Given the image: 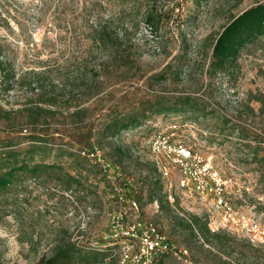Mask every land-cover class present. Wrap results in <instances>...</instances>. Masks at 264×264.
Instances as JSON below:
<instances>
[{
  "label": "rangeland",
  "instance_id": "374dc122",
  "mask_svg": "<svg viewBox=\"0 0 264 264\" xmlns=\"http://www.w3.org/2000/svg\"><path fill=\"white\" fill-rule=\"evenodd\" d=\"M259 2L264 0H0L3 57L15 74L9 90L0 86L4 110L25 105L29 81L45 64L69 67L97 12L104 19H119L121 12L120 22L133 23L134 47L129 62L98 76L90 92L101 88L100 94L79 90L82 106L98 108L96 116H102L156 93L191 92L203 110L156 114L104 143L93 137L90 146L69 138L66 113L48 116L37 133L54 139L46 163L56 167L0 193V264H35L70 244L98 250L102 260L96 264H121L122 224L136 219L188 251L186 260L165 256L162 264H264V36L242 49L234 69L209 73L218 33ZM152 5L163 15L153 31L142 17ZM169 63L183 66L181 77H157ZM13 116L14 130L0 121V152L9 138L26 144L35 133L27 114ZM159 131L165 138L156 137ZM115 144L126 151L121 159ZM180 144L191 152L187 168L197 180L175 162L173 149ZM60 152L67 153L58 157ZM159 195L170 205L161 206Z\"/></svg>",
  "mask_w": 264,
  "mask_h": 264
},
{
  "label": "trees",
  "instance_id": "16d2710c",
  "mask_svg": "<svg viewBox=\"0 0 264 264\" xmlns=\"http://www.w3.org/2000/svg\"><path fill=\"white\" fill-rule=\"evenodd\" d=\"M127 1L134 4L141 3V5L144 1L147 4L157 2V0ZM92 7L96 8L97 4L93 3ZM150 7L142 14V17L153 31L159 28L163 15L158 13L153 5ZM117 16L119 19L113 15L104 19V16L97 12L94 21L87 24L89 28L86 31L89 35L84 38L86 43L83 51L75 56V60L69 67H57L46 60L45 63L48 64H45L38 72H34L33 78L29 81L32 94L27 98L25 105L20 110L18 109V112L4 110L0 104V121L6 120L14 130L13 115L27 114L28 124L32 125L34 128L32 132H35L25 137L26 144L20 139L9 138L1 146L4 149L0 152V193L8 189H17L18 184L28 175L36 178L44 170L56 167L55 163H46L53 151L51 145L55 143L54 139L37 133L39 132L37 127L47 123L50 115L55 116L59 113L64 116L66 113L68 116L65 118L68 120L67 125L71 132L68 134L69 138L81 146H90L93 137H96L98 142L104 143L123 131L138 127L145 118L156 114L192 112L198 115L203 111L199 96L191 92L169 95L156 93L146 100H141L138 105L131 104L124 110H111L109 113L100 114L102 116H96L98 108L92 110V107L82 106L83 104L78 102L80 89L87 90L86 94L90 96L100 94L101 88L96 92H90L94 89L98 76L103 73L111 75L112 72L114 73L111 67L115 66L114 69H116L122 62H129L131 59L134 46L129 33L133 28V23L120 22L121 12ZM132 21L136 19L133 18ZM262 36H264V2H259L233 16L214 39L211 45L210 76L217 72L234 69L238 64L242 49ZM4 51V44L0 40V86L9 90L15 83V74L12 62L3 57ZM181 55L175 56L176 65L180 62L177 59ZM176 65L169 63L157 77L164 79L168 77V72L173 78L181 77L184 73L183 66ZM56 79H58L57 83ZM58 88L61 93L68 88V94L60 98ZM72 107L73 110H71ZM113 150L119 159L126 154L121 145L115 144ZM64 153L60 152L58 157H64L66 155ZM67 155L75 160H81L79 155L76 156L73 153ZM155 169L157 170L156 166ZM67 177L72 182H80L76 175L68 174ZM161 188L162 186L157 187L159 190ZM159 201L161 206L165 203L170 205L164 195ZM163 258L158 264H162ZM100 260H102V255L98 250H86L70 244L60 247L51 256L41 257L35 264H96Z\"/></svg>",
  "mask_w": 264,
  "mask_h": 264
},
{
  "label": "built area",
  "instance_id": "2783aa9c",
  "mask_svg": "<svg viewBox=\"0 0 264 264\" xmlns=\"http://www.w3.org/2000/svg\"><path fill=\"white\" fill-rule=\"evenodd\" d=\"M156 137L165 138L160 131ZM173 151L176 152L175 162L181 165L184 173L192 175L190 177L197 180V177L193 175L191 170L188 171L187 168V160L191 156L190 150L180 144L179 146H174ZM156 155H159V153H156ZM158 163L160 164V162ZM164 173H168L165 168ZM133 205L136 206V203L134 202ZM122 227L126 228H122L121 232V244L125 247L121 264H158L160 258L165 256H174L182 260L183 256L188 255L186 249L177 248L165 234L161 233L153 225L147 226L142 220L136 219L129 222L126 226L122 224ZM183 260H186V258Z\"/></svg>",
  "mask_w": 264,
  "mask_h": 264
}]
</instances>
